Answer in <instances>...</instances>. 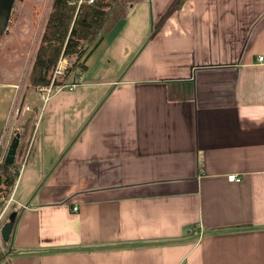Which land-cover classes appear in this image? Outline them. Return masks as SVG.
<instances>
[{"label":"crops","instance_id":"crops-1","mask_svg":"<svg viewBox=\"0 0 264 264\" xmlns=\"http://www.w3.org/2000/svg\"><path fill=\"white\" fill-rule=\"evenodd\" d=\"M119 1L44 102L16 100L28 28L0 38L2 154L14 108L36 117L0 264H264V0Z\"/></svg>","mask_w":264,"mask_h":264},{"label":"trees","instance_id":"trees-1","mask_svg":"<svg viewBox=\"0 0 264 264\" xmlns=\"http://www.w3.org/2000/svg\"><path fill=\"white\" fill-rule=\"evenodd\" d=\"M182 1L175 0L171 8L179 6ZM49 8L28 74L31 88L48 86L53 82L51 75L58 60L70 56L74 60L71 63L68 84H76L78 76L85 70L83 60L89 55L91 47L127 14V6L119 0H51ZM8 25L7 20L5 28ZM33 129L32 126L31 132ZM18 137L19 147L22 134L18 133ZM3 157L0 140V184L6 192V195L0 193V209L9 198L19 171L15 162L5 164ZM8 246L9 242L1 239L0 259L7 253Z\"/></svg>","mask_w":264,"mask_h":264},{"label":"rangeland","instance_id":"rangeland-1","mask_svg":"<svg viewBox=\"0 0 264 264\" xmlns=\"http://www.w3.org/2000/svg\"><path fill=\"white\" fill-rule=\"evenodd\" d=\"M50 3H51V0H14V3L12 5V12L8 18L9 25L4 29L3 35L8 36V35L12 34L14 31H11V30H13V28H15V27H16V31H15L16 34L19 32H25V29L28 28L27 34H24L25 37H28V41L21 43V46H25V51H20L23 53L22 58L20 59L18 65L15 64V68H16V70H18V72L15 73V70L10 69L11 73H12V77L16 81L18 80V83H19L17 93H16L17 96L18 95L20 96V93L22 92V90L25 87L31 88L30 87V80H28V74H29V71H30L31 66H32L31 64H32V61L34 58L35 49H36V47L39 43V40H40V37H39L40 33L42 32V29L44 27L47 13L50 10V8H49ZM28 9L31 10L32 15H33L32 18L30 19V21H27L28 14H29ZM30 24H31V27H30ZM3 35L1 37H3ZM15 45L16 44L7 46L6 51L8 53L13 52L17 48V46H15ZM62 58H64V57H61L58 60V62L59 61L61 62ZM65 59H66V64H67V65H65V67L67 66L66 69H63L61 74H56L55 76H53V74L51 75V78L53 79L54 83L62 84V83H68V81H70V78H69V77H71L70 69H71V66H72L71 63L74 60V57H71V56L65 57ZM79 61L80 62L82 61V57L79 59ZM0 62H1V60H0ZM60 62H59L60 65L63 64V62H61V63ZM4 63H8V61L1 63L2 66L5 65ZM1 64H0V67H1ZM37 88L38 87H34L31 89L37 90ZM36 93L39 94L40 92L36 91ZM97 94H93L91 96V100L95 101ZM19 96L16 97V100H18L20 98ZM21 103L22 102H20L17 106V109H19V111H20V104ZM39 107H41V106L39 105ZM19 111L16 115L12 116V119H13L12 122L7 121V123H6L7 126H6V131H5V133H6L7 129H10L11 132L14 131V132L19 133L20 135L22 134L23 138L21 139L20 145L17 148L18 159H16V161H15L17 166L20 165L19 164L20 158H22L24 153L27 150L32 148V143H31L32 137H31V135H32L33 131L31 132V128H32V126H34V122L36 121V117L34 118V120L31 118L29 120L25 119V117H23V115ZM48 112H49L48 108L45 110L43 109V111H41V114H40L38 121H37V122H39V124H40V122L42 125L44 124V119L47 116ZM19 119L20 120L25 119L22 122L23 125L18 124V122L20 121ZM12 123H14V124H12ZM15 126L18 128L17 130H13V127H15ZM38 128H39V126L37 127V130H38V132H40ZM68 130H69V128H65L64 133L65 134L68 133ZM12 135H10V136H12ZM68 136H69V133H68ZM71 137L72 136H69V138H71ZM24 160H25V156L23 158V161ZM25 167H26V165H24L23 169H25ZM0 193H2L3 195H6L5 189L3 188V186H1V184H0ZM6 219H7V217H4L3 222H5Z\"/></svg>","mask_w":264,"mask_h":264},{"label":"water","instance_id":"water-1","mask_svg":"<svg viewBox=\"0 0 264 264\" xmlns=\"http://www.w3.org/2000/svg\"><path fill=\"white\" fill-rule=\"evenodd\" d=\"M14 0H0V34L3 32V29L6 26V21L8 19V15L10 12V7L12 5ZM19 143V137L18 133H14L11 136V139L7 145V148L5 150V155L3 157V161L5 164H10L14 161V157L16 154V148ZM17 212L15 210H11L10 213L7 216V219L5 222L2 223L0 227V238H2L5 242H10L11 238V231L14 227V222L16 220Z\"/></svg>","mask_w":264,"mask_h":264},{"label":"built area","instance_id":"built-area-1","mask_svg":"<svg viewBox=\"0 0 264 264\" xmlns=\"http://www.w3.org/2000/svg\"><path fill=\"white\" fill-rule=\"evenodd\" d=\"M88 1H91V0H88ZM78 2H80V0H78ZM262 60V57H258V61H261ZM60 62V61H59ZM59 62L56 64V68L54 69V72H53V76H55L56 74H61L63 69H65V65L66 64V59L65 58H62L61 59V62H63V64H59ZM60 62V63H61ZM75 86V84H66V83H62V84H53V82L51 81L48 86H42V87H38L37 90L40 92V97L42 99V101L44 102L46 99H48V97L54 93V92H58L60 90H62V88H65V89H68V90H71L73 87ZM27 108V107H25ZM19 109H17V107L14 108L13 110V115H16L18 113ZM16 133V132H15ZM9 143V139H8V142L7 144L5 145L4 147V153L5 154V150L7 148V145ZM20 173V169L18 171V174L17 176L19 175ZM231 179L237 181L238 178L236 177H233L231 176L230 177ZM12 200V196L10 195L9 193V198L6 200L4 206L2 207V209H0V227H1V219H2V215H3V212L5 211V208L8 206L9 202ZM77 210V207L73 206L72 207V211L75 212ZM0 245H1V238H0Z\"/></svg>","mask_w":264,"mask_h":264}]
</instances>
